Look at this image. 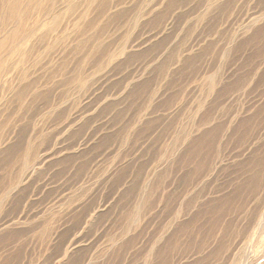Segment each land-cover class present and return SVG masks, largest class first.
<instances>
[{
    "label": "rangeland",
    "instance_id": "374dc122",
    "mask_svg": "<svg viewBox=\"0 0 264 264\" xmlns=\"http://www.w3.org/2000/svg\"><path fill=\"white\" fill-rule=\"evenodd\" d=\"M0 264H264V0H0Z\"/></svg>",
    "mask_w": 264,
    "mask_h": 264
}]
</instances>
